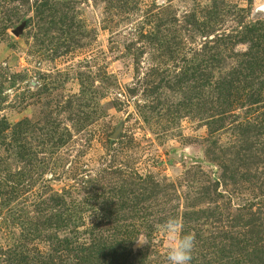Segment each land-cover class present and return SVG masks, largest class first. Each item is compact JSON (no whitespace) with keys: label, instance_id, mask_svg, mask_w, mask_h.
Segmentation results:
<instances>
[{"label":"rangeland","instance_id":"rangeland-1","mask_svg":"<svg viewBox=\"0 0 264 264\" xmlns=\"http://www.w3.org/2000/svg\"><path fill=\"white\" fill-rule=\"evenodd\" d=\"M258 35L264 0H0V264H168L169 217L264 264Z\"/></svg>","mask_w":264,"mask_h":264},{"label":"clouds","instance_id":"clouds-1","mask_svg":"<svg viewBox=\"0 0 264 264\" xmlns=\"http://www.w3.org/2000/svg\"><path fill=\"white\" fill-rule=\"evenodd\" d=\"M155 227L164 237L168 264H190L196 245L195 236L183 231L181 220L178 217H169ZM137 242L140 245L147 243L144 237L137 239Z\"/></svg>","mask_w":264,"mask_h":264},{"label":"trees","instance_id":"trees-1","mask_svg":"<svg viewBox=\"0 0 264 264\" xmlns=\"http://www.w3.org/2000/svg\"><path fill=\"white\" fill-rule=\"evenodd\" d=\"M253 35H254V34H253ZM254 37H255V36H254ZM258 37L261 38V39H264V35H258ZM261 56H262V57L258 59V60H259V63L254 62V64H264V53H262Z\"/></svg>","mask_w":264,"mask_h":264}]
</instances>
